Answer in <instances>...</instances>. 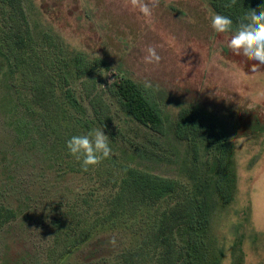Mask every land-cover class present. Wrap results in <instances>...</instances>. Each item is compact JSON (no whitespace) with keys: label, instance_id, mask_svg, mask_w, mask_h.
Instances as JSON below:
<instances>
[{"label":"rangeland","instance_id":"rangeland-1","mask_svg":"<svg viewBox=\"0 0 264 264\" xmlns=\"http://www.w3.org/2000/svg\"><path fill=\"white\" fill-rule=\"evenodd\" d=\"M215 13L207 0L0 1V264H159L164 254L168 263L154 238L160 216L189 190L186 147L171 132L185 106L211 115L235 148L237 193L213 221L218 264H264V65L232 53L233 33L210 26ZM26 23L36 43L12 49L7 37ZM149 46L159 64L145 62ZM76 52L106 65L63 88ZM121 76L139 84L161 127L145 129L118 108L111 84ZM93 129L112 152L84 172L66 141ZM124 169L177 189L123 212Z\"/></svg>","mask_w":264,"mask_h":264},{"label":"trees","instance_id":"trees-1","mask_svg":"<svg viewBox=\"0 0 264 264\" xmlns=\"http://www.w3.org/2000/svg\"><path fill=\"white\" fill-rule=\"evenodd\" d=\"M0 1L14 3L18 0ZM207 1L216 13L230 17L236 24L247 10H264V0H237L232 8L224 7L227 0ZM24 18L27 19L25 16ZM26 25L24 34L6 36L12 49L20 47L24 39L30 45L36 43L33 40L31 24L26 23ZM43 35L44 40H50L51 45L58 47L55 44L58 40L55 35L48 32H43ZM68 55L60 53V58H67ZM0 57L6 61L1 52ZM71 62L74 63L72 70L68 71L64 78L60 77L63 88L73 86L80 73L88 72L89 68L93 71L106 65L100 58L89 59L87 62L80 52L73 54ZM6 63H8L7 75L11 76L12 68L8 59ZM71 75H74L73 79ZM111 86L118 108L127 116L148 130H156L162 126L163 117L147 99L136 81L121 76L115 78ZM171 132L174 140L183 143L186 147L189 157V190L182 203L175 205L176 210L173 208L166 211L158 219L154 239L169 258L167 263L164 254L158 263L174 264L179 259L181 264H218L220 255L217 254L219 250L213 221L216 213L225 210L237 193L238 177L234 145L211 115H204L188 106L181 108L176 114ZM146 135H144L146 144L160 146L157 140ZM124 171L127 180L123 181L121 188L123 192L120 191L121 196L118 197V200L122 197L124 206L128 207V209L122 207L123 212H128L133 202L146 197L150 199L163 195L168 197L177 189L176 181L171 179L135 169H124ZM181 218L185 223H179ZM94 238L93 235L90 236L89 242ZM176 245L180 246L181 255L178 251H174Z\"/></svg>","mask_w":264,"mask_h":264},{"label":"clouds","instance_id":"clouds-1","mask_svg":"<svg viewBox=\"0 0 264 264\" xmlns=\"http://www.w3.org/2000/svg\"><path fill=\"white\" fill-rule=\"evenodd\" d=\"M137 0H133L136 3ZM237 0H227L225 8H232ZM158 0H153V6ZM150 14V9L144 5L141 9ZM210 26L215 33L223 34L232 32L228 42V48L233 54L243 55L250 61H256L264 65V10H247L240 18L238 25H233V20L223 14L215 13L211 16ZM144 60L148 64H159L161 57L156 49L149 46L146 49ZM256 70L253 65V71ZM66 149L70 156L80 162L84 172L90 167L98 166L109 158L112 152L110 139L101 129H93L83 135H74L66 141Z\"/></svg>","mask_w":264,"mask_h":264}]
</instances>
